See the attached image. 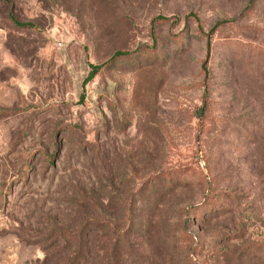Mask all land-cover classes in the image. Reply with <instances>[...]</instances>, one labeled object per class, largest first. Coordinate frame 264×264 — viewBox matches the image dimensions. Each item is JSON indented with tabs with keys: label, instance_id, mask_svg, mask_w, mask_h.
<instances>
[{
	"label": "rangeland",
	"instance_id": "374dc122",
	"mask_svg": "<svg viewBox=\"0 0 264 264\" xmlns=\"http://www.w3.org/2000/svg\"><path fill=\"white\" fill-rule=\"evenodd\" d=\"M0 264H264V0H0Z\"/></svg>",
	"mask_w": 264,
	"mask_h": 264
},
{
	"label": "trees",
	"instance_id": "16d2710c",
	"mask_svg": "<svg viewBox=\"0 0 264 264\" xmlns=\"http://www.w3.org/2000/svg\"><path fill=\"white\" fill-rule=\"evenodd\" d=\"M18 25V24H17ZM22 26H28V25H22ZM121 53H117V54H115L114 56H116V55H120Z\"/></svg>",
	"mask_w": 264,
	"mask_h": 264
}]
</instances>
